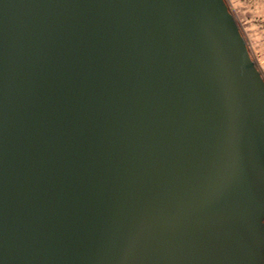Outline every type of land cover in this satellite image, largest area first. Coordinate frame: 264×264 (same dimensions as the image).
<instances>
[{"label": "water", "instance_id": "water-1", "mask_svg": "<svg viewBox=\"0 0 264 264\" xmlns=\"http://www.w3.org/2000/svg\"><path fill=\"white\" fill-rule=\"evenodd\" d=\"M0 264H264V77L225 0H0Z\"/></svg>", "mask_w": 264, "mask_h": 264}, {"label": "rangeland", "instance_id": "rangeland-1", "mask_svg": "<svg viewBox=\"0 0 264 264\" xmlns=\"http://www.w3.org/2000/svg\"><path fill=\"white\" fill-rule=\"evenodd\" d=\"M264 77V0H225Z\"/></svg>", "mask_w": 264, "mask_h": 264}]
</instances>
